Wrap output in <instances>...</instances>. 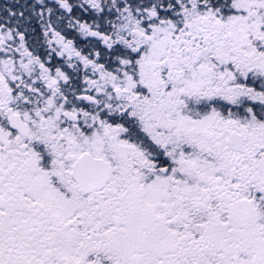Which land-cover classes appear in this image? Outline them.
<instances>
[{"label": "snow or ice", "instance_id": "obj_1", "mask_svg": "<svg viewBox=\"0 0 264 264\" xmlns=\"http://www.w3.org/2000/svg\"><path fill=\"white\" fill-rule=\"evenodd\" d=\"M0 264H264V0H0Z\"/></svg>", "mask_w": 264, "mask_h": 264}]
</instances>
